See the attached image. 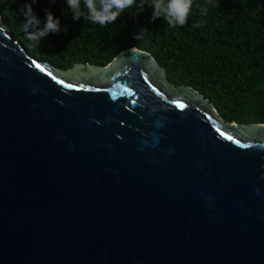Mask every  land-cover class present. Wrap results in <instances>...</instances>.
<instances>
[{
	"label": "water",
	"instance_id": "obj_1",
	"mask_svg": "<svg viewBox=\"0 0 264 264\" xmlns=\"http://www.w3.org/2000/svg\"><path fill=\"white\" fill-rule=\"evenodd\" d=\"M0 264H264V124L137 47L41 61L0 16Z\"/></svg>",
	"mask_w": 264,
	"mask_h": 264
},
{
	"label": "trees",
	"instance_id": "obj_2",
	"mask_svg": "<svg viewBox=\"0 0 264 264\" xmlns=\"http://www.w3.org/2000/svg\"><path fill=\"white\" fill-rule=\"evenodd\" d=\"M29 2L0 0V16L33 57L68 70L78 63L108 66L137 47L154 55L171 82L204 94L226 122L264 124V0H193L187 25L174 28L163 17L153 21L149 4L138 10L139 0L108 26L73 20L66 0H38L33 11L41 26L51 10L61 31L36 44L23 31L20 8Z\"/></svg>",
	"mask_w": 264,
	"mask_h": 264
},
{
	"label": "clouds",
	"instance_id": "obj_3",
	"mask_svg": "<svg viewBox=\"0 0 264 264\" xmlns=\"http://www.w3.org/2000/svg\"><path fill=\"white\" fill-rule=\"evenodd\" d=\"M55 3V0H49ZM211 2V0H209ZM38 0H31L20 8V13L24 17L23 31L26 37L32 43H40V41L49 34H59L61 31V21L56 18L51 10H46V22L41 26V21L33 11V4ZM69 9L72 12L73 20H84L92 24L100 26H108L115 22L126 9L137 5V0H83V8L81 0H66ZM153 7L152 20L163 17L167 26H185L187 25L190 11L193 6V0H139L138 10H143L145 4ZM201 8V15L206 14V7ZM202 24H193V28L201 27ZM144 29L136 37L140 39Z\"/></svg>",
	"mask_w": 264,
	"mask_h": 264
},
{
	"label": "snow or ice",
	"instance_id": "obj_4",
	"mask_svg": "<svg viewBox=\"0 0 264 264\" xmlns=\"http://www.w3.org/2000/svg\"><path fill=\"white\" fill-rule=\"evenodd\" d=\"M36 67L39 68L41 71H44V69L41 68V65H40V64H36ZM48 75H49V76H52V73L49 72ZM52 78H53V79H56L55 76H52ZM58 82H59V83H63L62 80H61V81H58ZM68 87H72V85L69 84ZM179 107L182 108V107H184V105H179ZM221 134L223 135V133H221ZM227 139L232 140L233 138H232L231 136H228ZM236 143H239V141H236ZM245 146H247V145H245Z\"/></svg>",
	"mask_w": 264,
	"mask_h": 264
}]
</instances>
